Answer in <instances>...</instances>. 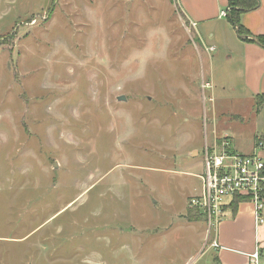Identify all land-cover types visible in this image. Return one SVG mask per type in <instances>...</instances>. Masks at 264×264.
I'll list each match as a JSON object with an SVG mask.
<instances>
[{"label":"rangeland","instance_id":"rangeland-1","mask_svg":"<svg viewBox=\"0 0 264 264\" xmlns=\"http://www.w3.org/2000/svg\"><path fill=\"white\" fill-rule=\"evenodd\" d=\"M217 48L175 0H0V264H215L203 145L253 128Z\"/></svg>","mask_w":264,"mask_h":264},{"label":"crops","instance_id":"crops-1","mask_svg":"<svg viewBox=\"0 0 264 264\" xmlns=\"http://www.w3.org/2000/svg\"><path fill=\"white\" fill-rule=\"evenodd\" d=\"M175 3L186 19L195 25L196 34L210 60L213 56L211 52H215L219 47L224 50L229 63L235 61L234 65L239 66L242 79L240 89L243 96L251 101L250 115L244 117L253 125L250 133L251 152L245 154L237 150V140L230 135L224 134L219 137L215 132L213 136L218 139L227 137L230 150L233 152L253 154L257 139L264 136V133L259 134L258 130L262 125L260 119L264 114V105L260 109L255 106V98L264 95V48L254 41L255 37L264 36V0H259L256 9L244 12L240 16V23L249 31L251 38L238 37L228 18L219 17L222 10H227V0H175ZM199 25L208 31L206 38L214 42V45L208 46L204 43L197 29ZM210 48L214 50L209 51ZM241 116L238 109L229 108V119L240 120ZM214 138L212 137L211 142ZM206 144L207 141L204 142L203 149ZM214 241L217 243L216 248L211 246ZM212 242L209 248L214 251L215 264H252L251 255L255 251L259 253L257 264H264V223L259 225L255 222L253 206L248 201L239 203L235 209L230 206L224 208L223 217L214 229Z\"/></svg>","mask_w":264,"mask_h":264},{"label":"built area","instance_id":"built-area-1","mask_svg":"<svg viewBox=\"0 0 264 264\" xmlns=\"http://www.w3.org/2000/svg\"><path fill=\"white\" fill-rule=\"evenodd\" d=\"M227 16L228 10L219 14L221 18ZM263 171L264 140L257 139L253 154L243 155L230 150L227 137L216 139L204 146L203 171L199 176L201 193L190 199L188 205L201 210L209 228L215 229L223 217L224 208L235 196H240L252 204L255 222L261 225L264 223ZM211 246L216 248L217 243L214 241ZM258 255V251L251 255L252 264H257Z\"/></svg>","mask_w":264,"mask_h":264},{"label":"trees","instance_id":"trees-1","mask_svg":"<svg viewBox=\"0 0 264 264\" xmlns=\"http://www.w3.org/2000/svg\"><path fill=\"white\" fill-rule=\"evenodd\" d=\"M259 6V0H227V10H228V20L236 30L237 34L243 36L244 38H251L249 31L240 23V16L244 12L256 9ZM254 41L264 48V36L255 37ZM264 104V95H260L255 98V106L260 109ZM264 173V171H263ZM246 201V198L235 196L229 203V206L233 209L236 206ZM185 218L188 222H198L205 219L204 213L197 209L191 208L189 205L186 208Z\"/></svg>","mask_w":264,"mask_h":264},{"label":"water","instance_id":"water-1","mask_svg":"<svg viewBox=\"0 0 264 264\" xmlns=\"http://www.w3.org/2000/svg\"><path fill=\"white\" fill-rule=\"evenodd\" d=\"M237 36L241 38V36L239 34H237ZM124 100H125L124 97H119L118 98V101H124ZM54 167H56V164H54Z\"/></svg>","mask_w":264,"mask_h":264}]
</instances>
